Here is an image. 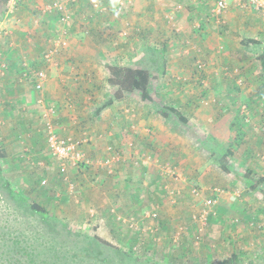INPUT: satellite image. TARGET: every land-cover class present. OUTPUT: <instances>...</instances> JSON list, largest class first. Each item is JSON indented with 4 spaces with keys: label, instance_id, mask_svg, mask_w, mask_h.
Wrapping results in <instances>:
<instances>
[{
    "label": "rangeland",
    "instance_id": "rangeland-1",
    "mask_svg": "<svg viewBox=\"0 0 264 264\" xmlns=\"http://www.w3.org/2000/svg\"><path fill=\"white\" fill-rule=\"evenodd\" d=\"M56 1L38 4L21 0L8 14V0L5 11L0 12V30L8 32L2 37L12 38L17 21L21 22L17 20L18 10H27L31 14L29 20L44 25L41 34L34 30L24 39V43L33 45V56L37 58L34 62L22 61L43 68V65L36 67L42 54L57 50L47 80L59 66L70 67L67 55L72 50L71 37H90L98 46V51L96 45L89 48L96 53L93 61L97 79L92 84L84 75L79 79L93 85L92 89L67 91L71 97L66 100L68 120H61V116L58 119L59 109L45 94L47 80L41 91L43 98L55 107L58 134L80 142L79 150L84 153L86 164L78 167L65 164L63 169L60 161L48 154L43 120L34 103L36 92L33 91L29 105L18 108L20 113L24 107L33 114L24 127L0 118V264H220L232 257L235 260L231 264H264V73L258 61L264 53V0H228L225 10L218 15L215 0L182 1L175 3L169 13L157 1V5L165 8L156 13L155 30L146 31V37L153 36V41L141 44L143 48L137 50L136 57L126 61L119 60L117 52L123 46L119 37L129 39L145 33L121 27L122 20H128L125 13L129 11L126 9L129 0H124L120 10H116L119 0H102L100 5L107 9L99 13L94 11L90 0L83 1V13L72 8L76 0H61L67 1L70 27L62 24L57 12L44 10ZM180 15L189 17L188 26L183 27ZM88 20L101 21V27H85ZM2 65L7 69H3L5 75L0 78L11 69L1 57ZM113 66L148 70L152 78L147 90L149 100L141 99L138 91L121 93L117 86L111 85L108 68ZM25 98L29 100V96ZM78 101H81L77 104L79 109L75 107ZM109 101H115L114 109L119 114L109 126L119 143L117 149L107 144L109 140L104 135L108 131L103 128V108ZM164 105L174 107L185 122L173 116L164 122L156 112ZM77 111L83 112V116ZM140 121L138 131L137 128L133 131ZM72 122L79 129H71L77 134L71 136L65 133L70 128L64 126H71ZM133 133L146 135L139 134L136 139ZM213 134L222 140V145L213 141ZM172 139H179L181 146L189 145L185 154H180L185 152L181 146L169 148L167 142L172 143ZM101 149L108 155L104 157L102 152L95 155ZM106 159L114 160L105 165ZM189 163L197 166L201 163L208 169L194 168L192 177L184 181L182 169ZM222 163L229 166L228 175L237 179L235 189L229 176L220 170ZM128 164L149 167L150 176L143 179L151 180L148 188L152 190L146 191L147 186L141 185L142 197L134 203L137 211L124 215L112 206L113 212L101 217L104 222L94 220L95 204L85 201L94 191L88 190L101 185L103 177L117 173L116 167ZM95 172L102 173L97 182L96 178L91 179ZM120 176L123 178L119 187L128 189L125 179L128 175L124 172L114 175ZM210 177L217 182L211 183ZM4 182L15 192V199L3 187ZM88 184L95 187L88 188ZM217 196L220 200L227 197L243 207L240 210L246 211L247 218L234 210L226 213L225 208L219 207ZM18 197L42 207L46 217L31 212ZM208 199L214 201L209 208L214 214L202 227L197 222L198 215L209 210L204 204ZM247 199L256 205L249 208ZM167 209L177 210L178 220L175 215L167 216ZM219 218L229 222L233 229L234 239L229 242L233 248L228 243L217 248L221 243L217 239L222 236L230 239L227 230L223 235L220 230L209 232V224ZM112 223L121 226L114 235L106 232ZM244 232L251 236H238Z\"/></svg>",
    "mask_w": 264,
    "mask_h": 264
},
{
    "label": "crops",
    "instance_id": "crops-1",
    "mask_svg": "<svg viewBox=\"0 0 264 264\" xmlns=\"http://www.w3.org/2000/svg\"><path fill=\"white\" fill-rule=\"evenodd\" d=\"M43 1L44 0H33V2H37L38 4L43 3ZM76 1L72 3V4L75 3L72 6V8L74 9V11L80 10L81 13H83L82 8L84 5L82 3L84 0H76ZM157 1L160 2L161 4H164L166 6V9L164 10V12L169 13L168 10L169 9L173 10V6L175 5V3H179L182 1H188V0H132L131 2H129L130 4H128L126 7V9L128 8L129 11H127L125 13V15H127L128 20L127 21L122 20V26L121 25L120 26L121 27H123V25L128 26V27H130L129 30H132V29H136V31L144 30L145 33H144V36L140 37V35L143 33V31H142L141 34H137L136 36L133 35L129 39H127V37H125V38L119 37L120 38L119 43L121 45H123L122 48L119 49V51L117 52L119 55V60H124V61H126L128 59L131 60V57H136L137 50H140L141 47L143 48V46H140L141 44H144V43L147 44L148 42L153 41V38H154L153 36H150L149 39L146 37V33H147L146 31H148V30L154 31L155 30V26H156L155 22H156V15H157L156 13L158 10H162L165 8L164 5L163 6L157 5ZM16 15H17V20L21 21V22L17 21L18 26L16 27L17 28L16 33H14V35L11 36L12 38L1 37V38H5V39L0 40V58L2 57V59L7 60L11 66L9 74L5 77L0 78V118H2L3 120H6L8 123L18 122L21 124L22 127H24V122H28L29 120L33 119V114L31 112V110L24 109V107H26V105L30 104L28 102L32 100L34 93H33V90L31 87L28 86V88H27V85L29 83H24V85H21V84L18 85L19 81L17 78V74H19L20 72H17V71H19V69H20V64H21L22 60L28 59V60L33 61L37 58V57L33 56V54H34L33 45L24 43V39L26 38V34L27 33L31 34V32L34 33V30L38 31V34H41L42 32L40 31V29L44 28L43 27L44 25H42L40 23L38 24L37 21L33 22L32 20H29V15H31V14L27 10H20V11L18 10ZM77 17L79 18V16H77ZM180 17H181L180 21H181V24L183 25V27L188 26L189 25V22H188L189 17H187L186 15H180ZM101 24H102L101 21L91 22L90 20H88L87 22L84 23V26L85 27L91 26L90 29H95V26L101 27ZM187 31L188 30H185L184 32H187ZM130 33H132V32L131 31L128 32V35ZM95 45H96V43L90 37H86L84 39H78L75 37H71L70 42H69V48H72V50L71 51L68 50V55H67V59H69V61H71L70 63H68L70 65V67H68L67 69H64V67L62 65L59 66L56 73L51 74L50 78L45 83V94H46V96L49 97V99H51V101L53 103H55L57 108L59 109V118H58L59 120H60V116H61V120H63V118L65 120H68V118H69V116H66L67 115L66 109L68 106V103L66 100H70L71 97L68 96L67 91L70 92V91L84 90V88L85 89H90V88L92 89L93 85H88L84 82L79 81V79H82V75H84V77L87 78V81L90 82L91 84L97 79V70H95L94 61H93L94 58L96 57V53L93 49L92 50L89 49V48H93V47L97 46V45L96 46ZM97 51H98V46H97ZM28 64L30 65L29 61H28ZM59 64H60V60H59ZM41 66H42V63H41V60H39V63H38V65H36V67H41ZM0 75H2L1 72H0ZM89 76H90V78H89ZM76 79H77V81H76ZM25 96H29V100H27L25 98ZM126 96L127 95L125 93H123V97L126 98ZM3 98H5V100ZM114 102L110 101V104L106 105L103 108V112H104V116H105L104 117L105 124H104L103 128H105V130L108 131V133H104L105 137L109 140V141H107V144L108 145L110 144L111 147L117 149V148H119V145H118L119 143L117 141H115L116 136L113 135V133L110 131L111 127H109L110 125L112 126V123L114 121L116 122V118L119 115L117 113V109H114ZM80 103H81V101L76 102L75 107H77V109H79L77 104H80ZM83 103H85V102H83ZM125 103H126V101H125ZM22 106H24L22 108V110H24V111L20 113L18 111V108H20ZM83 109H85V107ZM77 113L81 116H83V114H84L81 111L80 112L77 111ZM132 117H134V115H132ZM153 123H156V122L154 121ZM73 124H74V122H72L71 126H68V124H66L67 126L63 125L66 128L69 127L70 130L65 131L64 128L62 130L65 131V133L68 132V134L71 136L77 135L74 133V130H71V129L77 128L76 126H73ZM140 125H142V121H140L138 123L137 127H133L134 128L133 131L136 130L135 128H137V131H138V128L140 127ZM22 129H24V128H22ZM77 129H79V128H77ZM62 130L60 129L61 132H62ZM139 134L146 135V133H133L132 137H135L136 139H138ZM158 135H159V133H153V136H158ZM212 136H213V141H215L219 145L223 144L222 140L217 135L213 134ZM132 137H129V140H132L133 139ZM173 140L178 141V143L174 142ZM179 142H180L179 139H172V143H169V141L167 143H168V145H170L169 148H171L174 146H178V147L181 146L179 144ZM183 144H182L181 148L185 152H183V153L180 152V154H185L186 153L185 147L189 146L187 144L184 147ZM190 151H191V147H190ZM190 151L188 153H190ZM101 152L104 154V157L106 156V154L108 155V152L105 151V149L96 150L95 155H99ZM113 152H114V150H113ZM189 159L191 161V158H189ZM100 165L102 166V164H100ZM120 167L121 168H119V169H118V167L115 168L118 170V172L116 173V171H115L114 175L118 176L120 174V172L126 173L128 176H126L127 178H125V177L124 178L127 180V185L130 186V187H127L128 189L123 190L121 187H119L120 186L119 182H121L123 177L120 176L119 178H116V177H114V175H108V177H103V180L101 179V182H102L101 185L96 184L97 188L99 189V193L97 191V188H94L95 185L90 186L88 184V186H87L88 188H91L92 186L94 188V189L88 190V191L93 190L94 192L92 194H89L85 198V201H87L88 203H90L92 201L95 204L94 207L97 209V211L95 212L94 220L98 219L99 222H104V219H101V217L103 215L109 214V212H113V209H110V207H112V206L117 208L118 212L121 214H124V215H126L129 212L137 211L138 208L135 206L134 203L139 202L140 198L142 197L139 194L140 190H142L141 185L147 186L146 191L152 190L151 188H148L150 186L149 181H151V180L143 179V176L144 177L150 176V174H149L150 169L146 164H142L138 167H134L131 164L126 165V167L125 166H120ZM194 168H196L199 171L202 169L203 170L208 169V168H205V166H202L201 163L199 166L192 165L191 163H189L188 166H185L182 169V178L184 177L183 178L184 181L187 177H192V174L194 172ZM227 168H229V166H227ZM253 168H257V167H253ZM102 173H105V172L102 171ZM102 173L95 172L92 175L91 179L96 178L95 182H97L98 176ZM105 174H107V173H105ZM224 174H226V173H224ZM202 175L204 176V171H203ZM226 175H228V174H226ZM204 177L206 179L208 178L206 176H204ZM210 178L211 179H209V181L211 183L213 180H215L214 183L217 182L216 181L217 179H215L213 177H210ZM229 178L232 180L231 186H233V184H234V189H235V187L238 185L237 179L235 180L234 177H230V176H229ZM235 178H237V177H235ZM115 179H116V181H115ZM206 186H208V185H206ZM102 189H104V190H102ZM101 191H102V195H100ZM217 198L219 201V203H218L219 207L225 208L226 213H228V211H230V210H231L230 211V213H231L234 210V213H237L241 217H244V219L247 218L246 211L240 210L243 207L235 205L234 201L228 199L227 197H221V200H220V196H217ZM145 200H146V198H145ZM245 202H248L249 205H251V206H248L249 208L256 205V204H252L251 199H247ZM234 206H235V208H234ZM252 210H254V207ZM176 211L171 210V209H167L165 211V213H167V216L175 215L176 220H178ZM163 214H164V212H163ZM227 221H230L229 218ZM153 224L155 226V225H157V222L156 223L154 222ZM209 225H210L209 232H217V230H220L222 235H223L224 232L227 230L230 234V236H229L230 239H228V240L225 239V237L223 238V236L220 237V239H217V240H220V242H221L217 245V248L223 247V244H225V243L229 244L228 247L233 248V243H229V242H232V239H234L233 232H232L233 229L229 225V222L225 223V221H223L222 219L219 218L217 220L214 219L213 222L210 223ZM119 227H121V226L120 225L115 226V224L112 223V226H110L109 227L110 229L106 232H109V233L114 235V232H116V230H118ZM162 227H163V225H162ZM232 227L234 228L233 225H232ZM119 233H121V232H119ZM209 236H211L212 238H215L213 234H210ZM238 236L239 237H242V236L250 237L251 235H248L246 232H244ZM217 242H219V241H217Z\"/></svg>",
    "mask_w": 264,
    "mask_h": 264
},
{
    "label": "built area",
    "instance_id": "built-area-1",
    "mask_svg": "<svg viewBox=\"0 0 264 264\" xmlns=\"http://www.w3.org/2000/svg\"><path fill=\"white\" fill-rule=\"evenodd\" d=\"M90 1L92 3L94 11L97 13L105 11V9H107L106 7H102L100 5V2L102 0ZM227 1L228 0H215L214 7L217 15L225 10L227 6ZM251 1L253 2L254 0ZM19 2H21V0H9L8 14L12 13L14 7ZM128 2H131V0H129ZM124 4V0H119L117 4L118 9L116 10L122 9L124 7ZM44 10L48 12H50L49 10L57 12L59 14V20L62 22V24L65 27L71 26L72 20L71 16L68 14L67 1L58 0L53 4H49L48 7L44 8ZM7 35V31L0 30V37ZM124 35L125 33H120V36ZM63 44L64 43L61 42V46ZM56 51L57 50L55 49H51L42 54L41 62L43 68H35L28 65L26 61H21L20 69L18 71L20 73L17 74V78L20 83H29L34 93L36 92L37 94V96L34 98V103L39 108V115L43 120V131L45 134L48 154L54 159L60 161V165L62 166V168L65 166V164H68L72 167H78L79 165L86 164V162L84 163L85 155L79 150L80 142L75 141L74 139H72V137L61 136L58 134L59 132L56 127V124H54V119H56L57 117L55 107L49 104V102L46 101L41 94L44 83L48 78L49 67L54 66V53ZM3 69L6 70L7 67L5 65H2L0 67L1 74L5 75ZM113 160L114 159H106L105 165L112 164ZM166 174H169V170L166 171ZM204 204L206 205V208L209 209L210 206L214 204V201L212 199H208L204 201ZM210 211V209L208 211L205 210L204 214L198 215L197 222L201 224L202 227L207 224L209 216L214 214L213 210L211 212ZM151 215L156 216L154 213H152ZM193 217L196 218V216Z\"/></svg>",
    "mask_w": 264,
    "mask_h": 264
},
{
    "label": "trees",
    "instance_id": "trees-1",
    "mask_svg": "<svg viewBox=\"0 0 264 264\" xmlns=\"http://www.w3.org/2000/svg\"><path fill=\"white\" fill-rule=\"evenodd\" d=\"M8 0H0L1 10L0 12H4L7 6ZM252 42V41H250ZM255 43V42H254ZM257 44V43H256ZM260 70L264 73V53L258 58ZM108 72L110 74L109 82L111 85H115L119 88L120 92H140L141 99L143 100H149L148 96V86L151 84L152 78L150 75V72L148 70L142 69V68H136V67H110L108 68ZM120 96V95H119ZM110 104V101L108 102ZM157 112V115L164 120V122H169L171 116L173 118H176L180 120L181 122H185V119L177 112V110L174 107L171 106H161ZM219 168L222 172L229 174V169L227 168V165L225 163H222L219 165ZM3 187L6 189L8 194L15 199V192L11 189L10 185L7 182H4ZM253 189V188H252ZM18 200L24 203H27V201L22 198L18 197ZM28 208L31 212L38 213L41 218L46 217V211L36 204H29L27 203ZM235 260V257H232V259H227L225 261H222L220 264H231L232 260Z\"/></svg>",
    "mask_w": 264,
    "mask_h": 264
}]
</instances>
